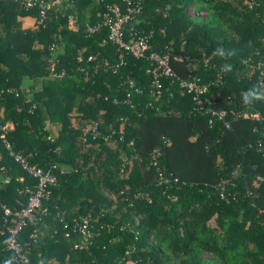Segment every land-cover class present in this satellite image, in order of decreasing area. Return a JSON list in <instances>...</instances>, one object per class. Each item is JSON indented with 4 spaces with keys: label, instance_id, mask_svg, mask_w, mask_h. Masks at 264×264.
<instances>
[{
    "label": "trees",
    "instance_id": "trees-1",
    "mask_svg": "<svg viewBox=\"0 0 264 264\" xmlns=\"http://www.w3.org/2000/svg\"><path fill=\"white\" fill-rule=\"evenodd\" d=\"M72 1L27 29L17 19L35 13L0 2V124L13 125V153L58 178L19 237L30 263L264 264V183L255 182L264 123L243 117L264 114V0H143L134 18L179 79L197 80L215 108L234 111L228 128L209 125L167 80L160 101L135 94L129 82L148 92V63L105 43V30L84 31L102 18V2ZM93 123L100 136L83 142ZM35 187L0 139V204L20 209ZM83 225L89 242L75 249ZM15 262L0 235V264Z\"/></svg>",
    "mask_w": 264,
    "mask_h": 264
},
{
    "label": "built area",
    "instance_id": "built-area-1",
    "mask_svg": "<svg viewBox=\"0 0 264 264\" xmlns=\"http://www.w3.org/2000/svg\"><path fill=\"white\" fill-rule=\"evenodd\" d=\"M104 4V13L102 18L94 22L93 24L85 23L84 31L88 35H93L98 31H106L105 43L113 45L118 51L131 55L135 59H143L148 63L146 74L150 77V86L144 93L143 89L134 86L132 82H129L130 89L137 95L145 94L154 101H160L164 92H169V86H165L164 80H167L170 85L176 84L177 87L193 96V101L196 102L199 110L209 117V125L219 123L223 127H229V115L234 116V111L229 113L225 110H219L215 108V103L212 97L208 96V88L201 86L195 79H179L178 76L172 71L169 65V59L167 55H161L157 51L152 50L150 39L148 36L141 34L134 23L135 16L142 10L141 2L143 0H114L111 3H107L106 0H98ZM0 2H11L17 4L21 9L26 11H33L34 22L36 26L45 27L49 13L51 11L66 10L68 6L72 4V0H0ZM198 16H201L198 14ZM78 19L74 16L68 17V22L71 25H77ZM57 49V45L51 46L50 50ZM91 58H88L90 61ZM124 64L122 60L120 65ZM260 65V64H259ZM258 65V67H259ZM0 90V97L2 94ZM127 97H130V92L127 93ZM157 109H159L157 107ZM244 118H252L256 121L264 123V114H244ZM12 124H0V139L3 141V146L12 156L14 161L21 167V169L31 178L36 181L35 190L30 191L28 199L25 205L20 209L12 210L11 208L0 204L2 210V227L0 229V235L5 236L6 249L14 254L15 264H31L27 252L28 243H22L19 237L28 224L38 218H40L45 209L43 208V201L47 200L50 195V190L57 187L58 178L50 170H43L28 163L27 159L21 154H15L12 152V148L9 142L6 140V131L8 126ZM120 139L123 137L122 132H118ZM115 132H111L104 138L107 143L114 140L113 136ZM83 142L90 138L92 141H96L100 136V130L98 124L93 123L83 128L82 130ZM168 179L162 174H159V182H167ZM264 183V177H256V181ZM233 186V183L230 184ZM247 196H253L252 192H247ZM220 198L226 202H229L227 192L224 187L221 189ZM235 200L234 197H232ZM253 207L254 204H252ZM83 241L81 245H77L74 248L82 247L89 242L90 232L87 225L81 226L79 229ZM65 236H68L67 234Z\"/></svg>",
    "mask_w": 264,
    "mask_h": 264
},
{
    "label": "crops",
    "instance_id": "crops-1",
    "mask_svg": "<svg viewBox=\"0 0 264 264\" xmlns=\"http://www.w3.org/2000/svg\"><path fill=\"white\" fill-rule=\"evenodd\" d=\"M19 18H20L19 21L21 22V26H22L23 29L32 28L34 22L30 26L25 25V21H27V20L28 21H32L33 20L31 17H19ZM24 18H27V20H24ZM30 84H31L30 81H25L23 86H22V88H21V91L24 92L25 95L28 96V97H30V92H29ZM11 129H13V125H9L8 126V130H11ZM58 130H59V127L57 125H52L51 126V136L53 138H56L58 136Z\"/></svg>",
    "mask_w": 264,
    "mask_h": 264
},
{
    "label": "rangeland",
    "instance_id": "rangeland-1",
    "mask_svg": "<svg viewBox=\"0 0 264 264\" xmlns=\"http://www.w3.org/2000/svg\"><path fill=\"white\" fill-rule=\"evenodd\" d=\"M190 13H192V12H190ZM192 15V14H191ZM201 18H203V19H205V17H202V16H200ZM33 19V18H32ZM17 20H20V18H18ZM24 20H27V18H24ZM31 20V19H30ZM34 21L32 20V21H25V25H28V26H30L32 23H33ZM243 73L245 74V75H247V76H251L252 75V71H250L249 69H243ZM211 224H214L213 222H211Z\"/></svg>",
    "mask_w": 264,
    "mask_h": 264
}]
</instances>
